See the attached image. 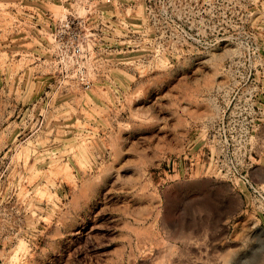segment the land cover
Masks as SVG:
<instances>
[{"label":"rangeland","instance_id":"374dc122","mask_svg":"<svg viewBox=\"0 0 264 264\" xmlns=\"http://www.w3.org/2000/svg\"><path fill=\"white\" fill-rule=\"evenodd\" d=\"M240 174L264 0H0V264H264Z\"/></svg>","mask_w":264,"mask_h":264},{"label":"built area","instance_id":"2783aa9c","mask_svg":"<svg viewBox=\"0 0 264 264\" xmlns=\"http://www.w3.org/2000/svg\"><path fill=\"white\" fill-rule=\"evenodd\" d=\"M62 31H67L70 29V23L68 21H65L61 23ZM238 178L243 182L244 185H247L248 188L251 190V193L253 196L257 199V197H260L264 201V191L262 189H259L254 183L250 181V179L247 177L246 174L239 175ZM261 188V187H260Z\"/></svg>","mask_w":264,"mask_h":264},{"label":"bare ground","instance_id":"6f19581e","mask_svg":"<svg viewBox=\"0 0 264 264\" xmlns=\"http://www.w3.org/2000/svg\"><path fill=\"white\" fill-rule=\"evenodd\" d=\"M43 194V193H42Z\"/></svg>","mask_w":264,"mask_h":264}]
</instances>
